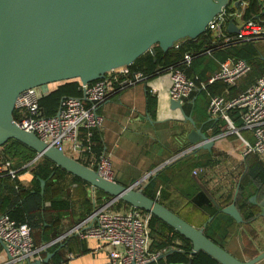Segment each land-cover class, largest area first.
Instances as JSON below:
<instances>
[{"label":"water","instance_id":"1","mask_svg":"<svg viewBox=\"0 0 264 264\" xmlns=\"http://www.w3.org/2000/svg\"><path fill=\"white\" fill-rule=\"evenodd\" d=\"M230 3L231 0H0V148L15 140L86 182L93 191H102L112 200L155 216L191 242L193 256L204 252L220 264H259L264 252L242 261L205 234V228L217 215L203 227H195L148 197L143 189L108 180L48 145L34 132L22 129L14 116L18 99L30 89L72 81L91 84L111 71L131 66L146 53L156 56L157 46L166 53L183 40L198 39ZM239 30L233 21L229 22L230 34ZM170 106L194 127L187 136L188 145L207 150L215 146V140L185 114L183 104L171 101ZM44 186L42 180V190ZM238 192L239 187L233 202L225 207L208 196L218 214L244 224L236 206ZM259 207L258 217L264 218V199ZM0 246L3 260L7 261L9 255L1 238ZM53 256L48 253L45 258L28 259L24 264H50Z\"/></svg>","mask_w":264,"mask_h":264},{"label":"built area","instance_id":"2","mask_svg":"<svg viewBox=\"0 0 264 264\" xmlns=\"http://www.w3.org/2000/svg\"><path fill=\"white\" fill-rule=\"evenodd\" d=\"M264 3V0H260ZM239 4L237 7L236 4ZM234 4L236 10L234 9ZM246 6V2L230 3L224 8L209 25L212 48L204 54L211 55L213 51L225 48L237 43H256L264 41V21H245L234 37L226 32L227 23L231 19L240 18L242 15L239 7ZM264 10V6L262 5ZM176 49L180 42L175 44ZM193 54H185L177 65L161 70L151 78L143 73L129 74L125 68L111 71L105 78L91 84L81 85L82 97H66L61 102L59 112L53 117H45L40 110V100L50 93V85L41 88L30 89L23 93L16 104V123L24 130L34 132L42 141L50 146L64 151L72 158L80 157L81 153L90 151V147L84 146L80 140L82 129L100 130L103 125V117L98 114V107L110 96L124 91L138 84H145L150 92L156 97L164 93L163 86H152L154 81H159L167 86V99L185 104V102L199 88L206 89L208 84L222 82L229 87H235L239 81L246 77L252 66L241 59L228 58L221 62L218 71L210 77L208 82H201L198 87L195 80L187 76L193 60ZM210 102L208 113L213 119L222 118L228 124V131L217 139H224L235 135L244 147V156L257 154L261 159L264 157V75L252 86L241 91L236 97L228 98L223 95H208ZM240 111L242 126L237 127L229 115V111ZM249 132L255 141L251 143L243 136V132ZM88 133V137H91ZM68 148L69 153L66 152ZM197 147L193 146L177 154L171 161H177L191 154ZM41 157L30 163L31 166ZM99 174L114 180L112 158L110 154H103L98 161ZM150 173L132 186L142 189L148 180L155 175ZM207 173L206 169L198 168L193 171L196 176ZM19 169L13 168L0 149V178L8 177L12 180L20 178ZM160 192H158V196ZM116 200H110L101 207H96L91 214L83 219L61 238L51 244L35 247L32 239V231L27 224H17L8 214H0V238L5 243L9 259L3 264H24L26 260L41 258V253L51 245L71 236H79L82 239L96 240L107 251V260L98 264H149L157 262L161 253L151 252L152 236L150 222L152 215L141 210L131 209L128 212H115L111 207Z\"/></svg>","mask_w":264,"mask_h":264},{"label":"trees","instance_id":"3","mask_svg":"<svg viewBox=\"0 0 264 264\" xmlns=\"http://www.w3.org/2000/svg\"><path fill=\"white\" fill-rule=\"evenodd\" d=\"M242 1L247 4L244 7H239V9H243V18L245 21H264V10L262 9L260 0H231L232 3ZM227 34L232 37L235 36V34H230L228 32ZM212 44L213 39L211 33L207 31L205 35H202L196 40L186 39L181 41L178 49L174 47L166 53L157 46L155 47L156 56H153L151 53H146L137 59L134 64L125 69L129 71L130 75L143 73L153 78L161 72V70L180 63L185 54L189 53L193 54L196 58L193 60L192 66L187 72V76L195 80L198 87L201 82H208L210 79L208 73L214 75L218 71L220 63L226 61L228 58L241 59L252 66L253 72L251 71L246 76V83L254 84L257 78L264 73V62L260 58V51L255 43H237L217 49L213 51L211 55L204 54L214 46ZM80 84L79 81L51 84L50 93L40 100L39 105L42 115L45 117L55 116L60 110L62 100L66 97L81 98L82 90ZM241 91L244 90H240L239 85L229 87L222 82L208 84L206 89L199 88V90L193 93L185 102V112L195 119L197 124L202 126L205 132L211 129V136L216 137L225 134L228 131V124L226 121L222 118L211 119L208 113L210 102L208 95H223L228 98H234ZM147 104L151 115L154 116L157 107V97L150 92L149 88L147 89ZM229 115L237 127L242 126L239 110H230ZM14 116L15 119H17L16 113H14ZM88 133L92 134L90 138H88ZM80 138L84 146L90 147V153L95 157H100L102 155L103 144L99 130L82 129ZM0 149L3 151L6 159L12 163L13 168L19 169V174L21 176L26 173H30L32 176V179L27 185L21 181V176L16 180H12L8 177L0 178V214H8L11 219L16 221L19 225H29L31 231L33 230V240L35 233L47 228V225H51L53 228L52 230H47L45 235L61 234L62 232L56 229V226L61 221V214L58 216L52 213L57 209H70L74 200L71 195H68V197L64 199L56 197V192L59 194H68L65 191L67 185V181L65 182L66 177H70L72 181L80 182L85 186L90 187V185L56 167L55 164L44 157L38 159L31 166L26 167L32 163L38 155L34 150L15 140L9 141ZM90 153L85 152V155L78 159V161L90 167ZM179 160L180 162L192 161L193 170L197 168H208L212 162L211 159L203 160L201 157L198 158L194 156V153L188 154ZM163 172L164 171H159L153 175L142 189L148 197L156 199L161 204L165 205L161 198H157L159 186L165 183ZM234 178V185H236L237 188L239 187V192L236 197V206L243 216L245 221L244 224H247V222H250L257 216V210H255L250 202L251 197L258 190L259 192L264 191V164L260 161L258 155H247L244 161V169L239 171ZM42 180L45 181L43 190L41 188ZM95 196V208L111 200V197L102 191H96ZM234 198L235 194L232 193L223 201L218 198H215V200L221 207H225L230 205ZM193 202L199 209L208 213L210 217L217 215L214 221L205 228V234L220 245L218 237L228 235L231 228L236 226L237 223L229 216L218 214V209L206 192L199 193L193 199ZM47 203H50V207L47 206ZM111 209L115 212H122L131 209V207L124 202L118 201ZM91 213L92 212L89 214ZM150 231L152 234L151 252L162 254L157 262L151 264H220L204 252H200L193 256L191 254V242L155 216L151 217ZM45 240L47 239L45 238ZM33 243L35 247L42 245L37 244L35 240ZM45 244L46 243H43V245ZM59 246L56 244L51 250L54 252ZM66 246H68V244ZM60 250L56 253V256L52 259L50 264H63L66 262L64 256L66 253H61Z\"/></svg>","mask_w":264,"mask_h":264},{"label":"crops","instance_id":"4","mask_svg":"<svg viewBox=\"0 0 264 264\" xmlns=\"http://www.w3.org/2000/svg\"><path fill=\"white\" fill-rule=\"evenodd\" d=\"M262 5L264 6V3ZM235 10L236 6L232 11ZM241 12L240 18L230 20L234 22L237 28H240L245 22L243 9ZM228 25L229 23H227L226 32H228ZM255 45L259 49V46L264 45V41H257ZM260 58L264 62V55L261 51ZM208 76L211 77L212 74L208 73ZM246 78L244 77L239 81L240 90H246L252 86L253 83H246ZM151 85L163 86L164 89V93L157 97V107L154 116L151 115L148 109V86L145 84H138L115 93L98 107V114L104 119L103 125L99 130L103 144L102 155L105 153L111 155L114 181L126 186H132L150 173L164 171L165 183L159 186L157 198H161L166 207L193 226L203 227L210 215L199 209L194 204L193 199L199 193L206 192L214 198L223 201L232 193H236L237 186L234 185V176L244 169L246 158L244 156V147L235 135H230L224 139H217L211 136V129L205 132L203 127L199 126L195 119L185 112L187 116L193 119L198 129H201L208 137L215 140V146L211 150L196 149L192 153L203 160L211 159L212 162L208 168H204L207 173L199 176L193 174L196 169L193 170L192 161L180 162V160H177L169 162L177 154L193 147L188 145L187 136L194 127L184 118L180 111L171 109L170 101L166 97V85L157 80ZM243 136L251 143L255 141L249 132H243ZM88 152L90 153V151ZM90 154L89 166L96 170L99 158L102 155L95 157L92 153ZM83 155H85V152L75 159L78 160ZM258 157L264 164V157L263 159L260 156ZM31 179L30 173L21 176V181L26 185ZM66 181L65 191L68 194L56 192V197L64 199L71 195L74 200L73 204L70 209H57L52 213L58 216L61 214V221L56 226V229L62 233L59 235H45L47 230L49 231L53 228V226L47 225V228L39 230L34 235V240L39 245H43V243L51 244L61 238L95 209L96 191L80 182L72 181L70 177H66ZM158 192H160L159 196ZM254 197L256 198L252 201ZM263 199L264 191L259 192V190L250 199L251 204L257 210V217L261 211L259 203ZM47 206L50 207V203H47ZM129 210L122 212H128ZM218 241L223 248L242 261L257 257L264 252V218L255 217L247 224H237L231 228L228 235L219 236ZM56 244L60 246L53 252L51 249ZM67 244L68 246H66ZM59 250L61 253H66L64 255L66 262L63 264H98L105 262L108 257L107 251L98 241L82 239L79 236L67 237L51 245L40 256L45 258L48 253H51L54 255L51 258L52 261ZM5 262L3 260V249L0 246V264ZM259 264H264V261Z\"/></svg>","mask_w":264,"mask_h":264},{"label":"rangeland","instance_id":"5","mask_svg":"<svg viewBox=\"0 0 264 264\" xmlns=\"http://www.w3.org/2000/svg\"><path fill=\"white\" fill-rule=\"evenodd\" d=\"M259 50L264 55V45L259 46ZM66 152L69 153L68 148H66Z\"/></svg>","mask_w":264,"mask_h":264}]
</instances>
